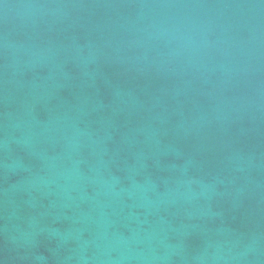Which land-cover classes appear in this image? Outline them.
Instances as JSON below:
<instances>
[{"label": "water", "instance_id": "water-1", "mask_svg": "<svg viewBox=\"0 0 264 264\" xmlns=\"http://www.w3.org/2000/svg\"><path fill=\"white\" fill-rule=\"evenodd\" d=\"M0 264H264V0H0Z\"/></svg>", "mask_w": 264, "mask_h": 264}]
</instances>
